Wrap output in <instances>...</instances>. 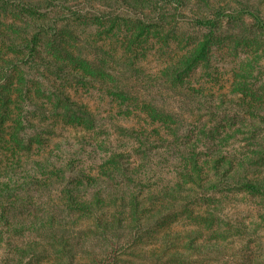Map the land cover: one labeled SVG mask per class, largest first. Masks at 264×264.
Segmentation results:
<instances>
[{
  "label": "trees",
  "instance_id": "1",
  "mask_svg": "<svg viewBox=\"0 0 264 264\" xmlns=\"http://www.w3.org/2000/svg\"><path fill=\"white\" fill-rule=\"evenodd\" d=\"M235 1L190 17L188 0H2L44 18L56 13L72 21L130 22L137 32L168 27V16L172 31L188 24L213 36L222 24L249 18L264 32L260 4ZM56 31V21L37 26L26 46L33 58L62 64L61 51L45 58L39 52L43 36ZM65 67L66 78L84 71ZM173 77L182 79L180 71ZM21 90L0 79V235L19 238L22 250L68 264H204L220 252L217 245L182 242L168 232L169 213H193L203 199L222 192L264 196V139L234 149L228 139L235 131L221 140L220 123L183 132L179 119L153 101L102 116L60 92L47 98V110L27 111ZM113 92L119 105L138 102L119 86ZM59 126L75 133V143L55 140ZM167 148L182 163V181L160 184L148 196L144 182L154 167H167Z\"/></svg>",
  "mask_w": 264,
  "mask_h": 264
},
{
  "label": "rangeland",
  "instance_id": "2",
  "mask_svg": "<svg viewBox=\"0 0 264 264\" xmlns=\"http://www.w3.org/2000/svg\"><path fill=\"white\" fill-rule=\"evenodd\" d=\"M188 2L185 13L190 17H206L213 7L236 5L235 0ZM250 2L260 4L264 18V1ZM63 16L50 13L44 18L0 0V79L23 87L21 92L28 98L25 110H47V98L60 92L102 116L143 109L144 102L153 101L179 119L183 132L220 123L221 140H226V132L235 131L228 139L234 149L248 145L253 137L264 139V122L251 115L264 117V32L251 19L224 23L210 36L209 31L188 24L172 31L169 16L168 27L142 32L130 22L72 21ZM54 21L58 32L43 36L40 55L45 58L50 50L61 51L58 66L64 74L67 64L84 69L74 72L78 73L75 77L58 76L54 62L33 58L26 47L38 25ZM176 71L181 73L179 81L173 77ZM115 86L137 98V104L128 107L113 102ZM61 129L55 140L75 143V133ZM174 158L167 148V167L152 169L142 188L144 194L160 184L175 186L182 181V163ZM193 210L176 216L169 213L167 228L182 242L194 239L216 244L220 252L204 264H264V196L222 192L203 199ZM23 246L17 237L0 235V264H68L22 250Z\"/></svg>",
  "mask_w": 264,
  "mask_h": 264
}]
</instances>
